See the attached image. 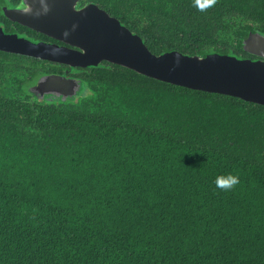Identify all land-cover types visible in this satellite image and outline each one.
I'll use <instances>...</instances> for the list:
<instances>
[{
	"label": "trees",
	"instance_id": "trees-1",
	"mask_svg": "<svg viewBox=\"0 0 264 264\" xmlns=\"http://www.w3.org/2000/svg\"><path fill=\"white\" fill-rule=\"evenodd\" d=\"M83 1L157 55L244 58L264 33V0ZM46 63L0 50V264H264V105L108 61L47 103L28 90Z\"/></svg>",
	"mask_w": 264,
	"mask_h": 264
},
{
	"label": "water",
	"instance_id": "water-1",
	"mask_svg": "<svg viewBox=\"0 0 264 264\" xmlns=\"http://www.w3.org/2000/svg\"><path fill=\"white\" fill-rule=\"evenodd\" d=\"M80 0H22L6 16L67 45L35 42L7 34L0 26V50L65 63L97 66L118 64L158 80L191 89L237 96L264 105V33L251 31L243 40L246 52L261 57L239 58L209 53L186 55L170 51L157 55L143 38L94 2ZM30 94L47 103L73 101L89 89L84 81L59 74L41 76Z\"/></svg>",
	"mask_w": 264,
	"mask_h": 264
},
{
	"label": "flooded vegetation",
	"instance_id": "flooded-vegetation-1",
	"mask_svg": "<svg viewBox=\"0 0 264 264\" xmlns=\"http://www.w3.org/2000/svg\"><path fill=\"white\" fill-rule=\"evenodd\" d=\"M21 1L22 0H0V16L2 14L1 19H0V23H1L0 26H2L3 30L7 34H17L20 37H24V38L30 39L32 41H35V42L44 41V42H47V43H57L59 45H67V46H70L69 44H67V43H65L63 41H60V40H58V39H56V38H54L52 36H49V35L44 34L42 32H39V31H37L35 29H32V28H30L28 26H25V25H23V24H21V23H19L17 21H14V20L8 18L6 16V13H5L6 10L5 9L15 8V7H17L21 3ZM86 3H87V1L80 0L79 6L82 7ZM6 27L8 29H10V31H7L5 29ZM21 55L26 56V57L37 58L39 60H42L43 62L45 61V63L47 62L46 63V67L47 66H50L51 69L56 70V71H52V72H44V73L40 74V76L38 77V79L41 76L46 75V74H59V75L67 76V77H73V78H76V79H79V80H82L83 81L82 78L77 77V74H79L80 72H82L83 69H87L88 67H91L92 66V65L91 66H87V67L71 66L69 64L58 63V62H54V61H49V60H46V59H42V58H38V57H33V56H29V55H24V54H21ZM244 58H251V59L257 60V59H260L261 57L256 56V55H252V54L248 53V56H245ZM104 61H102V62H104ZM40 66H42V65H40ZM38 79H37V81H38ZM37 81H36V83H37ZM31 86H29V87H31ZM29 87H28V89H29ZM87 87L89 89V86H87ZM89 91H90V89H89ZM80 97L81 96H79L77 98H80Z\"/></svg>",
	"mask_w": 264,
	"mask_h": 264
},
{
	"label": "clouds",
	"instance_id": "clouds-1",
	"mask_svg": "<svg viewBox=\"0 0 264 264\" xmlns=\"http://www.w3.org/2000/svg\"><path fill=\"white\" fill-rule=\"evenodd\" d=\"M218 0H193V6L201 12H206L209 8L214 7ZM240 183L239 175L233 173L218 175L214 184L221 191H231Z\"/></svg>",
	"mask_w": 264,
	"mask_h": 264
}]
</instances>
